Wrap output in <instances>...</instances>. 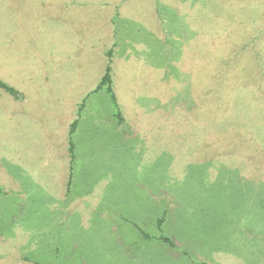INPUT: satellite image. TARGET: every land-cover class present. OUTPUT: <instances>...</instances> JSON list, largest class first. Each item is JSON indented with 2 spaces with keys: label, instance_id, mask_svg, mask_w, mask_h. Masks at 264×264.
<instances>
[{
  "label": "rangeland",
  "instance_id": "obj_1",
  "mask_svg": "<svg viewBox=\"0 0 264 264\" xmlns=\"http://www.w3.org/2000/svg\"><path fill=\"white\" fill-rule=\"evenodd\" d=\"M0 80V264L264 237V0H0Z\"/></svg>",
  "mask_w": 264,
  "mask_h": 264
},
{
  "label": "crops",
  "instance_id": "obj_2",
  "mask_svg": "<svg viewBox=\"0 0 264 264\" xmlns=\"http://www.w3.org/2000/svg\"><path fill=\"white\" fill-rule=\"evenodd\" d=\"M74 130H75V128H74ZM72 132H70V129H69V134H71ZM68 146H69V141H68ZM67 150H68V147H67ZM73 153H74V147H73ZM68 155H69V152H68ZM73 162H74V159H73ZM73 162H72V164H73ZM72 164H70V162H69V169H72ZM70 166H71V168H70ZM222 238L223 239H220V240L217 239L216 242L220 244L223 242L228 243L231 241L234 243V245H231V246H228V244H227V246L214 245L212 248V250L214 252L222 254L227 249V250H229V254L235 255L239 259H242L243 264H260V263L264 262V237L262 235H257L255 237L247 236L245 240H244V238L239 239V237H233V238L229 237L230 238L229 241H228V237H222ZM174 246H175V243H174ZM221 250H224V251L221 252ZM245 255H248V257H244ZM212 256H213L212 253H210V255L207 257L199 255L198 257H199L200 261H197L196 264H202V263H205V264H225L223 261L219 262L216 258L213 259ZM192 262H193L192 264H194V261H192Z\"/></svg>",
  "mask_w": 264,
  "mask_h": 264
},
{
  "label": "trees",
  "instance_id": "obj_3",
  "mask_svg": "<svg viewBox=\"0 0 264 264\" xmlns=\"http://www.w3.org/2000/svg\"><path fill=\"white\" fill-rule=\"evenodd\" d=\"M111 52H112V50H109V52H108L109 59L111 57L110 56ZM112 82L113 81H112V75H111V61L109 60V63L106 65L105 71H104L103 75L101 76L96 89H101L104 87L106 89V91L110 94L111 101H112L113 105L116 107L117 103H116V98H115V94H114L113 87H112ZM0 87L5 89L6 91H9L12 93L14 91L10 86L5 84L1 80H0ZM76 122H77V120L75 119L71 123L70 132H72L74 130ZM73 147H74L73 142L71 140H69L68 150H69L70 164H72L73 159H74ZM70 168H71V166H70ZM163 239L166 242L170 243L171 245H174V243L168 237H163ZM202 264H205V263H202Z\"/></svg>",
  "mask_w": 264,
  "mask_h": 264
}]
</instances>
